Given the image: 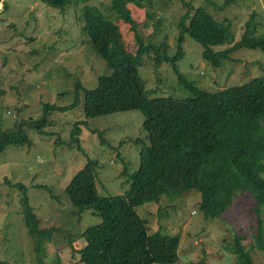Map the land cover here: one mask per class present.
Listing matches in <instances>:
<instances>
[{"label":"rangeland","instance_id":"374dc122","mask_svg":"<svg viewBox=\"0 0 264 264\" xmlns=\"http://www.w3.org/2000/svg\"><path fill=\"white\" fill-rule=\"evenodd\" d=\"M110 1L71 0L59 10L41 0H0V80L5 90L0 98V129L4 138L11 141L0 152V261L40 264L36 255L42 253L41 264H81L65 243L63 233L53 231L49 241L42 240L35 247V233L24 223L22 195L38 216L39 228H64L71 235L73 248L78 250L84 245L81 233L99 223L100 218L91 209L78 213L69 204L63 193L66 183L90 160L95 163L98 193L118 196L128 186L124 168L128 173L138 168L140 147L148 143L142 129L143 112L134 109L85 118L82 93L79 97L73 92L77 82L93 88L100 75L111 73L82 30L83 6L94 5L117 21L128 50L134 53L137 49L134 31L108 10ZM186 3L192 8L202 6L215 19L229 24L234 43L251 12L254 35L264 36V0H144L143 7L133 2L128 7L143 41L158 44L166 39L169 53L175 54L178 21L187 10ZM227 47L217 46L214 50ZM183 50L185 56L178 62L180 72L187 81L207 91L241 85L264 74V53L256 49L234 52L230 61H224L219 68L203 60L201 46L188 35ZM139 74L150 97L191 96L167 63L156 69L145 55ZM74 97L79 101L72 108L54 110L48 115L51 122L44 130L50 135L24 125L25 121L42 116L41 102L62 106ZM81 119L87 121L79 134L83 154L73 145H66L72 123ZM21 122L26 144H20V132L16 130ZM14 183L20 187L12 186ZM36 184L46 185L49 190L36 188ZM169 196L140 204L136 211L146 219L148 233L161 231L163 235L181 236L178 264H236L232 241L235 233L245 237L243 244L250 248L254 224L250 195L237 196L220 218L203 216L199 210L200 193L195 189ZM260 216L264 225V203ZM251 255L254 264H264L259 253L251 251Z\"/></svg>","mask_w":264,"mask_h":264},{"label":"trees","instance_id":"16d2710c","mask_svg":"<svg viewBox=\"0 0 264 264\" xmlns=\"http://www.w3.org/2000/svg\"><path fill=\"white\" fill-rule=\"evenodd\" d=\"M41 1L62 10L71 0ZM143 1L111 0L107 7L116 20L129 24L134 31L137 46L134 53L128 50L117 21L94 5L82 7V30L111 73L100 75L93 88H86L79 82L73 86L74 93L78 96L80 91L82 93L85 118L134 109L143 112L142 129L148 143L140 147L138 168L132 173L124 168L128 186L118 196L98 193L95 163L90 160L66 183L63 193L69 204L78 213L91 209L100 218L99 223L81 233L82 248H73L71 235L64 228H39L38 216L22 195L25 226L35 233L36 248L42 240L49 241L53 231L63 233L65 243L78 255L81 264H178L181 236L163 235L161 231L148 233L147 221L137 213L136 207L158 201L161 195L173 197L195 189L200 193L199 210L203 216L220 218L237 196L248 194L253 200L252 241L246 249L245 237L235 233L233 255L236 264H254L251 251L264 259V225L260 216L264 203V74L247 83L211 92L187 81L178 62L185 56L186 35L201 46L203 60L214 68L230 61L231 55L240 49L264 53V36L254 35L256 28L251 12L244 22L243 33L234 43L229 24L218 21L202 6L192 8L186 3L187 10L178 21L176 53L170 54L166 39L158 44L145 43L137 34V23L128 3L143 7ZM222 45L229 47L214 50ZM145 55L152 59L156 69L163 63L171 65L191 96L184 99L150 97L139 74ZM4 92L0 80V98ZM78 101V97H74L71 103L62 106L41 102L42 116L27 120L24 125L33 127L40 134L50 135L44 130L51 122L48 115L54 110L70 109ZM22 123L16 130L20 132V144H26ZM83 125H87L83 119L72 123L66 144L73 145L82 154L79 134ZM134 142L140 145L139 140ZM9 143L11 141L4 138L0 129V152ZM12 186L20 187L19 183ZM35 187L49 190L43 184ZM41 254L36 255L40 264ZM0 264L11 263L0 261Z\"/></svg>","mask_w":264,"mask_h":264}]
</instances>
